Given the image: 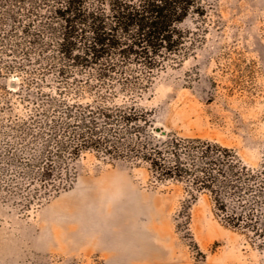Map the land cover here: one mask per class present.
<instances>
[{"label": "trees", "instance_id": "16d2710c", "mask_svg": "<svg viewBox=\"0 0 264 264\" xmlns=\"http://www.w3.org/2000/svg\"><path fill=\"white\" fill-rule=\"evenodd\" d=\"M206 12L203 0H0V75L24 72L7 91L26 105L0 117V199L22 210L48 201L73 186L89 151L181 183L176 227L201 257L188 230L200 194L222 226L264 246V144L249 164L218 141L156 130L139 101L156 71L202 42L205 29L185 23Z\"/></svg>", "mask_w": 264, "mask_h": 264}, {"label": "rangeland", "instance_id": "374dc122", "mask_svg": "<svg viewBox=\"0 0 264 264\" xmlns=\"http://www.w3.org/2000/svg\"><path fill=\"white\" fill-rule=\"evenodd\" d=\"M203 1L206 15L185 23L205 29L202 42L156 71L139 101L164 132L218 141L255 165L264 144V0ZM24 76L0 75V117L26 110L7 91ZM75 167L73 186L42 204L22 210L17 197L0 199V264H264V246L222 226L206 194L188 223L201 257L176 227L181 183L157 182L144 164L89 151Z\"/></svg>", "mask_w": 264, "mask_h": 264}, {"label": "bare ground", "instance_id": "6f19581e", "mask_svg": "<svg viewBox=\"0 0 264 264\" xmlns=\"http://www.w3.org/2000/svg\"><path fill=\"white\" fill-rule=\"evenodd\" d=\"M97 192H98V191H97ZM97 192H96V193H97ZM108 193H109V190H108ZM99 194H100V193H99ZM107 195H108V194H107ZM97 197H98V196H97ZM93 198H95V197H93ZM99 199H100V198H99ZM103 199H105L104 196H103ZM108 200H109V199H108ZM94 201H95V200H94ZM98 201H100V200H98Z\"/></svg>", "mask_w": 264, "mask_h": 264}, {"label": "water", "instance_id": "95a60500", "mask_svg": "<svg viewBox=\"0 0 264 264\" xmlns=\"http://www.w3.org/2000/svg\"><path fill=\"white\" fill-rule=\"evenodd\" d=\"M156 130H159V128L157 127Z\"/></svg>", "mask_w": 264, "mask_h": 264}]
</instances>
